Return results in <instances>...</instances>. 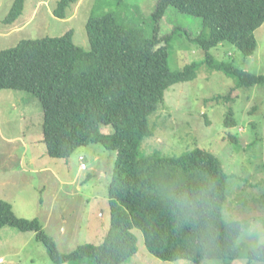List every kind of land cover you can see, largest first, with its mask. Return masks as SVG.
Instances as JSON below:
<instances>
[{
	"label": "trees",
	"instance_id": "trees-1",
	"mask_svg": "<svg viewBox=\"0 0 264 264\" xmlns=\"http://www.w3.org/2000/svg\"><path fill=\"white\" fill-rule=\"evenodd\" d=\"M25 2L14 1L5 24L17 22ZM77 2L59 0L55 17L64 19ZM115 2L123 5L125 0ZM170 7L202 19L196 37L185 35L206 51L205 61L181 70L170 67V44L179 31L175 28L167 36L159 35L160 22ZM151 21L152 37L140 38L115 13L106 12L87 23L90 51L74 43L72 31L61 37L21 40L0 51V91L22 90L39 99L43 142L50 157L68 159L91 143L117 153L109 186L111 228L100 245L86 244L61 253L38 219L17 217L11 203L0 199V229L13 226L19 232H35L55 264H81L88 258L93 264H124L138 252L134 228L143 232L152 255L163 261L182 260L184 237L173 226L161 187L176 178L202 175L227 182L220 159L204 149L180 157H141L139 148L153 135L149 117L164 102L165 92L195 79L203 64L232 78L236 89L264 84V75L217 62L209 54L211 48L228 42L251 57L257 49L255 32L264 24V0H158ZM225 125H237L232 110Z\"/></svg>",
	"mask_w": 264,
	"mask_h": 264
},
{
	"label": "rangeland",
	"instance_id": "rangeland-1",
	"mask_svg": "<svg viewBox=\"0 0 264 264\" xmlns=\"http://www.w3.org/2000/svg\"><path fill=\"white\" fill-rule=\"evenodd\" d=\"M14 1L0 0V51L15 47L21 40L61 37L69 31L76 45L90 51L87 23L92 16L106 12L115 13L140 38H150L154 29L151 14L158 2L125 0L119 5L116 0H78L62 19L54 14L59 0H26L17 22L8 25L4 20ZM175 28L179 32L169 51L172 70L205 61L206 51L185 35L188 32L196 37L202 19L170 7L160 22V37ZM255 36L257 49L251 57L228 42L211 48L209 54L217 62L233 63L238 69L264 75V24ZM235 86L232 78L203 64L195 79L170 87L164 102L149 117L153 135L143 140L139 155L180 157L200 148L220 159L227 181L238 172L264 173V84ZM231 110L235 127L225 125ZM116 155V151L91 143L68 159L50 157L43 142L39 99L22 90L0 91V199L11 203L17 217L38 219L59 252L69 254L82 245H100L108 235L109 186ZM133 233L138 239V252L124 264H180L181 260L155 257L147 248L143 232L134 228ZM0 259L2 264H55L35 232H19L13 226L0 229ZM93 263L88 258L81 264Z\"/></svg>",
	"mask_w": 264,
	"mask_h": 264
},
{
	"label": "clouds",
	"instance_id": "clouds-1",
	"mask_svg": "<svg viewBox=\"0 0 264 264\" xmlns=\"http://www.w3.org/2000/svg\"><path fill=\"white\" fill-rule=\"evenodd\" d=\"M183 234L180 264H264V173L238 172L227 182L202 175L160 189Z\"/></svg>",
	"mask_w": 264,
	"mask_h": 264
},
{
	"label": "built area",
	"instance_id": "built-area-1",
	"mask_svg": "<svg viewBox=\"0 0 264 264\" xmlns=\"http://www.w3.org/2000/svg\"><path fill=\"white\" fill-rule=\"evenodd\" d=\"M81 160H83V158H81ZM81 169H82V170H85V169H86V166H85L84 164H82V165H81ZM2 263H3V260L0 259V264H2Z\"/></svg>",
	"mask_w": 264,
	"mask_h": 264
}]
</instances>
